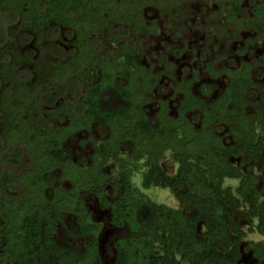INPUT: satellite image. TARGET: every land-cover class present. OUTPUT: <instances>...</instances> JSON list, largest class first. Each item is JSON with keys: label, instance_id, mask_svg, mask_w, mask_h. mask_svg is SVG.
<instances>
[{"label": "trees", "instance_id": "obj_1", "mask_svg": "<svg viewBox=\"0 0 264 264\" xmlns=\"http://www.w3.org/2000/svg\"><path fill=\"white\" fill-rule=\"evenodd\" d=\"M240 1H232L230 15ZM142 7L143 0H122L119 3L116 0H0V15H4L2 20L7 27L11 22L24 18L25 25L32 32L47 27L52 30L69 23L77 34L76 50L83 55V60L76 57L80 62V71L96 78L98 76L91 65L96 52L88 37L89 30L102 27L115 31L126 24H139ZM254 14L256 18L264 19V3L257 6ZM109 17L115 23L107 22ZM5 28L1 23L0 35ZM2 41L0 39V45ZM123 50L124 59L120 61L108 62L100 58L103 66L100 67L99 80L85 89L82 101L85 115H74L79 124L77 131L93 123L100 131L109 133L105 145L88 162L87 168H95L101 174V168L111 154L119 153L122 148H133L135 162L145 155L149 156V169L143 176L142 187L148 189L159 185L176 191L181 205L191 206L193 212L173 211L156 205L133 188L125 175L115 186L116 198L109 201L104 195L106 177L102 174V183L97 184L93 180L88 191L94 194L99 207L110 208L113 227L127 229V235L114 242L115 256L111 264H181L183 261L189 264H237L241 256L240 247L238 240L231 238V231L239 232L233 219L235 199L230 189L222 190L221 186L224 179H240L237 193L250 207L249 215L258 216V232L264 234V211L259 209L264 201L262 205L259 203L261 193L257 188L258 180L252 175L243 176L238 168L229 163L230 157L242 156L247 161H256L259 150L264 147V87L259 90L261 100L255 118L262 135H256L254 121L250 122L244 115V92L252 86L247 75L231 77L225 94L211 106L207 107L187 95L176 119L167 115L162 103L158 115L149 118L145 105L149 101L146 93L151 91V85L137 82L143 72L138 65V52L127 45L123 46ZM115 77L124 78L128 85H114L112 80ZM68 104H65L62 112L73 118L69 110L71 105ZM197 107L202 110L203 117L201 128L193 129L184 113ZM217 124L228 127L233 136V145L226 147L213 133L211 125ZM40 132V138L44 140L43 153H37L38 163L35 166L39 177L28 176L22 185L25 192L28 185L32 188L44 185L48 187V196L43 201L36 200L35 209L20 221L19 230L13 233L12 240L16 254L11 252L14 259L8 264H102L98 244L100 223L94 221V230L68 232L70 237L86 239L82 250L62 249L51 238L54 222L58 221L59 216L55 202L61 200L50 197L51 183L56 182L58 171L73 168L75 164L67 159L68 152L62 148V142L68 135L58 140V136L50 137L45 129ZM165 151H171L173 160L178 164L177 174L173 178L167 177L159 165ZM60 188L64 193V189ZM43 204L51 206L43 208ZM8 210L9 207L0 203L2 258L3 247L9 242L8 233L12 236L11 232L6 233L8 230L5 227ZM256 212L258 215H255ZM239 213L236 210V214ZM240 217L250 221L248 214ZM78 223H81L80 220ZM200 224L205 229L202 234H199ZM156 244L160 246L162 254L154 253ZM248 248L261 264L264 246L249 243ZM229 249V256L221 255L220 252Z\"/></svg>", "mask_w": 264, "mask_h": 264}, {"label": "rangeland", "instance_id": "obj_2", "mask_svg": "<svg viewBox=\"0 0 264 264\" xmlns=\"http://www.w3.org/2000/svg\"><path fill=\"white\" fill-rule=\"evenodd\" d=\"M121 1L116 0L117 3ZM229 1L143 0L145 10L139 17L143 27L138 24L127 28L126 31L93 27L89 30L88 37L93 38L92 48L96 52V57L91 63L98 76L96 78L88 77L85 71H80V62L76 57L79 56L78 59L83 60V55L76 50L77 34L69 23L52 30L47 27L32 32L25 25L24 18L11 22L7 27L2 20L4 15H0V24L3 23L4 28L6 27L5 32L0 35L3 40L0 45V203L9 207L5 227L8 230L6 233H12V236L8 233L9 242L3 247L4 258L0 255V264H8L14 259L16 252L12 244L13 233L19 230L20 221L35 209L36 200L43 201L48 196V187L44 185L34 188L28 185L26 192L22 185L28 176L35 179L39 177L35 166L38 163L37 153H43L44 140L40 138L41 129H45L50 137L58 136V140L68 135L62 142V148L68 152L67 159L75 164L73 168L58 171L56 182L51 183L50 197L61 199L55 202L59 216L58 221L54 222V231L51 234V238L60 248L82 250L86 239L70 237L68 232L94 230L95 221L101 225L98 237L101 262H113L114 242L125 237L127 229L113 227L110 208L99 207L94 194L88 191L93 180H96L97 184L102 183V174L106 177L104 195L109 201L116 198L115 186L121 176L125 175L133 188L156 205L173 211L193 212L191 206L181 205L175 195L176 191L161 188L159 185L148 189L142 187L143 176L149 169V156L145 155L135 162L132 156L133 148H122L119 153L111 154L102 166L101 174L95 168H87L99 148L105 145L109 133L100 131L93 123H90L88 128L77 131L79 124L77 125L78 120L74 115H85L82 103L85 89L88 85L98 82L102 60H122L125 45L137 48L141 54L140 63L153 73H161L165 62L176 65L173 72L166 71L168 75H164L159 88L153 93L152 101L146 107L148 117L156 116L160 100L166 101L169 110L174 114L179 99L173 93L172 86L179 79L188 77L192 67L200 73V82L195 87V92L200 94L202 86L208 85L210 90L206 99L214 98L223 87L224 80L220 79L217 83L206 78L200 68L207 60L220 58L218 67H232L247 60L264 57V42L249 44L248 40L252 38V34L245 24H232L229 30L224 28V33H220L223 17H220L219 12L223 11ZM245 2L247 7L241 14L243 18L247 17L249 7L248 1ZM31 13H34L33 10ZM107 22L115 23L111 18ZM196 58L198 60L195 62ZM263 76L262 71L253 72L256 82H261ZM112 83L128 85V82L119 77H115ZM66 103L71 105L69 110L73 118L62 112ZM217 131L220 134L225 132L222 128ZM231 162L244 176L252 175L258 179L257 188L261 193L259 203L262 205L264 150L260 153L258 162L249 164L251 172H246L247 163L243 160ZM159 165L167 177L176 176L178 164L173 160L171 151L163 153ZM239 184L240 180L224 179L221 186L222 190H231L236 210L240 212L236 214L235 210L233 214L239 232L231 231V238L237 239L239 243V264H256L248 244L264 245V235L258 233V216L249 215L250 207L237 193ZM60 187L64 189V193ZM45 205L43 204V208L51 206ZM259 209L264 211V205ZM240 214H248L250 221L242 219ZM255 215H258L257 212ZM79 220L81 223H78ZM204 232L205 229L200 224L199 234ZM153 251L162 254L158 244ZM220 253L227 257L230 255V249ZM90 262L92 263L93 259ZM181 264L189 263L183 261Z\"/></svg>", "mask_w": 264, "mask_h": 264}, {"label": "flooded vegetation", "instance_id": "obj_3", "mask_svg": "<svg viewBox=\"0 0 264 264\" xmlns=\"http://www.w3.org/2000/svg\"><path fill=\"white\" fill-rule=\"evenodd\" d=\"M233 0H230L224 7L222 12L220 14V17H223V26L220 28V33L223 34L224 30L227 29L229 30V26H232V24H245L246 27H248L251 30L252 38L248 40L249 44L255 43V42H264V19L262 17H257L254 14V10L257 8V6L261 5V3H264V0H247L249 3L248 11L246 12L247 17L243 18L241 14L245 10L246 5V0H241L239 3V6L237 9L232 12L230 15L231 10V3ZM145 8H141V13H143ZM229 16H232L231 18ZM140 17V16H139ZM219 17V18H220ZM138 21V20H137ZM139 24L140 27H143L144 25L141 24V20L139 19ZM136 23V22H135ZM124 25L121 30L126 31L127 28L131 27L133 28L134 26H137L138 24L135 25ZM221 24V25H222ZM225 28V29H224ZM232 30V28H231ZM134 32H137V30H133ZM93 42V38H90ZM128 46V45H127ZM130 47V46H129ZM138 52L139 55V60H138V65L143 68L142 75H140L137 78L138 84L148 83L151 85V91L146 93V96L149 98L148 103L145 105V110L147 109V105L151 103L152 101V96L153 93L159 88L160 81L165 77L164 75H168L166 71H172L173 68L176 69V65L170 62H165L164 64V70L161 73H153L152 70L146 68L144 65L140 63L141 60V54L138 51L137 48H133ZM243 51V50H242ZM123 53V52H122ZM123 59L124 55L122 54ZM198 59H195V62ZM220 61V58H214L212 60H207L200 68L206 78H208L210 81L213 82H219L220 79L224 80V85L219 91V93L212 98L211 100H207L206 96L209 94V87L208 85H203L202 86V91L200 94H197L195 92V87L197 84L200 82V73L192 67L190 70L189 76L186 78H181L178 81H176L172 88H173V93L176 95V97L179 99L176 109L174 111V114L171 113L169 110V105L166 101L160 100L158 101L159 106H158V113L160 110V104H164V106L167 109V115L171 118L176 119L178 117L179 109L181 104L184 102L185 98L187 95H191L195 99L201 101L205 106H211L215 102H217L226 92L230 85L231 77H243V75H247L248 78L250 79L252 86L248 87L245 89L244 92V102H245V107L243 109L244 115H247L248 119L254 121V126L256 127V135H262V129L258 127L255 118L257 117L258 113V106L260 104V94L259 90L260 88L264 87V76L261 82H256L253 78V72L254 71H262L264 73V57H260L256 60L252 61H244L243 63H240L238 65H234L232 67H218V63ZM197 67V65L195 66ZM165 72V73H164ZM236 75V76H235ZM162 77V78H161ZM121 80H125L124 78H121ZM126 81V80H125ZM128 82V81H126ZM120 86H125V85H120ZM161 88V87H160ZM156 114V116L158 115ZM147 114V112H146ZM148 116V115H147ZM154 116L153 118H155ZM184 117L187 120V122L193 127V129H200L201 128V119L203 117L202 110L197 107V108H192L190 110L185 111ZM150 118V117H149ZM253 118V119H252ZM211 128L213 129V133L221 139L222 144H224L226 147H229L233 145V136L229 133V129L225 124H217V125H211ZM222 128L225 130L224 133L220 134L218 133L217 129ZM260 132V133H259ZM264 150V147H262L259 152H258V159L256 161H247L245 158L238 157H230L229 158V163L233 164L236 168H238L234 163L231 162V160H243L244 162L247 163L245 170L246 172H251V167L249 164H254L258 162L260 158V153ZM173 154V153H172ZM245 163V164H246ZM238 170L241 172V170L238 168ZM242 174V173H241ZM243 175V174H242ZM244 176V175H243ZM229 180H240V179H229ZM258 180V179H257ZM258 182V181H257ZM259 233V232H258ZM260 234V233H259ZM264 235V234H261ZM257 245V244H254ZM264 246V245H262ZM251 253L253 254L252 250L250 249ZM241 254V250H240ZM254 256V254H253ZM241 258V256H240ZM237 264H239V260ZM256 260V264H258L259 260L254 256ZM261 264H264V260L261 262Z\"/></svg>", "mask_w": 264, "mask_h": 264}]
</instances>
